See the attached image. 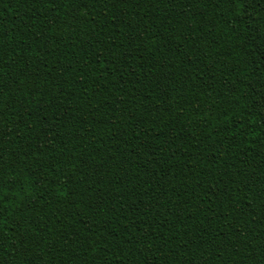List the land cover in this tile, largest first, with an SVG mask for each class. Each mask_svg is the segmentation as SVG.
Here are the masks:
<instances>
[{"label":"trees","instance_id":"16d2710c","mask_svg":"<svg viewBox=\"0 0 264 264\" xmlns=\"http://www.w3.org/2000/svg\"><path fill=\"white\" fill-rule=\"evenodd\" d=\"M0 264H264V0H0Z\"/></svg>","mask_w":264,"mask_h":264}]
</instances>
